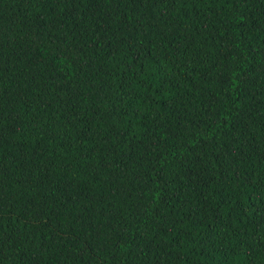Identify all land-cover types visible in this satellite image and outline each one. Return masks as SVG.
Returning a JSON list of instances; mask_svg holds the SVG:
<instances>
[{"label":"trees","instance_id":"trees-1","mask_svg":"<svg viewBox=\"0 0 264 264\" xmlns=\"http://www.w3.org/2000/svg\"><path fill=\"white\" fill-rule=\"evenodd\" d=\"M0 264H264V0H0Z\"/></svg>","mask_w":264,"mask_h":264}]
</instances>
